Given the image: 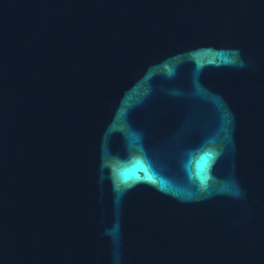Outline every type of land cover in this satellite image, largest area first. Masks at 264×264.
I'll return each mask as SVG.
<instances>
[{
  "label": "water",
  "instance_id": "1",
  "mask_svg": "<svg viewBox=\"0 0 264 264\" xmlns=\"http://www.w3.org/2000/svg\"><path fill=\"white\" fill-rule=\"evenodd\" d=\"M0 264H264V0H0Z\"/></svg>",
  "mask_w": 264,
  "mask_h": 264
}]
</instances>
